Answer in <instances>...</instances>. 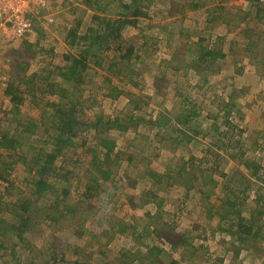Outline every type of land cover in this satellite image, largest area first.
Segmentation results:
<instances>
[{
  "label": "rangeland",
  "instance_id": "1",
  "mask_svg": "<svg viewBox=\"0 0 264 264\" xmlns=\"http://www.w3.org/2000/svg\"><path fill=\"white\" fill-rule=\"evenodd\" d=\"M221 1V5H217L218 2L214 0H146L147 16L141 18L136 26L123 30L122 38L114 45V49L121 47L122 52L133 47L136 55L141 58L133 60L136 61V69L140 74L138 82L141 87L130 85L125 78L119 77L117 68L114 70L116 76L111 81L105 80V77L111 75L108 67L116 65L119 61L115 50L104 52L101 58H93L92 61L97 66L91 65L97 70H94L95 73L89 71L85 78L87 92L94 91L95 85L100 88L97 96L99 104L94 110L97 114L104 113L107 117L115 119L119 112L129 107L134 112L136 103L139 102V110H136L135 121L129 130L124 132L111 129L108 137L115 143L116 152L121 154L124 163L128 155L133 156L134 165L130 166L129 171L145 170L165 175L162 178L164 188L158 191L159 200L162 202L161 211L153 203L142 204L146 199L136 186L142 181L140 173H136V176L130 174L128 179L125 178V187L119 191L123 197L113 213L116 219L124 221V226L129 229L124 233L116 232L112 241L107 244H111L108 249L116 256L121 250H129L132 254L131 260L134 261L132 264H262L264 244L260 240L249 241L244 245L235 243L228 232L219 230L218 218L209 221L207 217L206 208L217 205L219 199L224 196L226 182L235 184L234 178L240 175L241 178L246 176L253 187L259 185L252 180L254 168L247 169L239 165L240 161L249 160L262 166L259 170L262 172H257L256 179L259 177L264 186V18L263 21H253L251 17L238 19L235 16H238V13L254 15L256 12L250 4L253 0ZM102 3L103 6L108 5L107 0H102ZM110 11L112 12V9ZM91 15L92 13L81 4V0H50L48 7L31 16L33 31L30 35L1 44L0 65L9 83L20 85L25 92L24 102L20 107L21 113L15 116L11 112L10 98L5 93L8 86L5 90H0V120L6 129H13L17 121L36 119L45 111V103L40 100L41 92L38 90L48 84L46 80L50 77L48 72L53 67L52 63L61 65L62 56L69 50L64 44L69 31L82 22L79 32L83 35L86 27L92 24ZM214 16L219 17L218 20L222 23L230 22L229 32H226L220 23L215 26L216 29L212 27L213 23L208 18L212 19ZM246 27H250L249 30ZM243 32L250 33V36L246 37ZM223 33H228V40L222 44V53L226 58L217 62L213 69L220 71L215 75H207L206 78L211 82L204 84V73L196 72L191 66L194 65L198 48L195 42L209 34H214L212 39L216 40V35ZM214 40L213 45L217 44ZM247 45H250V51L247 50ZM253 45L258 47L252 51ZM188 46L194 48L188 51ZM173 51L178 53L181 63L189 65L183 75L185 72L190 73L192 78L178 79L169 89L156 90L154 73L158 68L168 71L174 66ZM162 61L168 62L169 66L160 68L164 64ZM169 61H172V64ZM235 68H238V72H235ZM177 77L183 76L181 74ZM161 83L166 84L165 80ZM230 86L233 88H229ZM110 87H119L127 93L118 100H110L103 97L110 91ZM176 88L181 90V93L175 92ZM50 98L58 101L56 96ZM37 102L41 105H36ZM223 104H232V112L225 109ZM184 109L189 111L188 115L195 110L199 118L186 126L173 122V117H181ZM46 110L50 114L53 113L49 109ZM49 113L46 117H50ZM85 113L93 114L90 111ZM158 113L166 114L165 116L172 120L167 123L169 126L161 130L165 133L164 141L160 143L158 140L162 139V134L158 132L155 136L158 129L149 124L150 115L155 117ZM171 126L186 130L188 136L184 137L187 141L185 153L177 144L181 137L176 136L177 133ZM85 131L76 139V149L64 152L67 156L66 169L75 171L73 182L77 181L75 176L82 175L79 167L86 166L90 159V154L86 153L89 148L82 147L81 144L86 141L90 147L93 133ZM172 139L175 140L171 142ZM149 140H152V145ZM258 140L263 144L260 151H247L245 146ZM238 142L241 144L240 148H236ZM243 144L245 145L242 146ZM24 151L28 153L27 145L24 146ZM7 155L4 151L2 161H17L13 164L9 180L15 182L16 187L27 189L25 180L31 177L24 171L23 162L18 161L17 155ZM61 162L62 159L58 164L61 165ZM148 162L150 164H147ZM167 168L175 172L170 174ZM180 170L184 175L179 179L176 172ZM147 178L146 176L144 180ZM125 179H122L121 175L116 177L117 182L123 183ZM210 179L215 184H209ZM241 185H244V190L245 184ZM73 187L75 200L72 201L77 202L82 198L83 192L77 186ZM139 187L145 191H154L158 186L150 181L144 185L140 184ZM244 195L245 193L240 194V200L244 199ZM252 196L255 199L256 194ZM16 198L13 194L3 195L1 203L4 210L0 211V218L8 222L12 219L8 217V210L10 203L17 201ZM107 198L109 200L110 196ZM84 209L68 221L69 225L64 231L54 228L53 224L50 227L47 220L40 221L36 227L29 225L26 237L28 249L25 250L21 246L8 249L2 256L6 255L9 264L10 260H14L12 263L19 260L27 262L40 252L48 253L49 250H45L48 247L46 245L55 234L60 239L74 242L76 246V242L84 246L82 241L92 240L91 236L87 234L82 239L75 240L72 238L77 231L75 227H92L98 219L93 216V220L87 222L86 218L91 216L89 213L92 212L86 211V206ZM80 216H84L85 223L87 222L85 225H81L83 219ZM31 219L34 220L32 217ZM99 231L101 230L97 232ZM11 238L12 236L5 241L16 240V237ZM91 243L96 247L98 240L93 239ZM105 243L106 240L103 241V244ZM150 249H160L163 253L155 257L150 254ZM100 250L98 246L95 253L87 257L83 264H98L105 260ZM237 251H240L238 256L235 253ZM256 251H259V254ZM1 260L0 257V264Z\"/></svg>",
  "mask_w": 264,
  "mask_h": 264
},
{
  "label": "trees",
  "instance_id": "2",
  "mask_svg": "<svg viewBox=\"0 0 264 264\" xmlns=\"http://www.w3.org/2000/svg\"><path fill=\"white\" fill-rule=\"evenodd\" d=\"M214 1L218 2L217 5H221V3H219L222 2L221 0ZM232 1L240 0H229V2ZM107 2L108 5L106 4L103 6L102 0H81V4L86 10L92 13V24L88 25L83 35H81L79 30L81 29L82 22H79L66 36L64 44L69 50L62 56L61 65L52 63L53 67L48 72L50 77L46 80L48 84L42 87L40 91L38 90V92H41L40 100L45 103V111L41 112L36 119H29L26 122L17 121L13 129H6L0 120V181L2 182V184H0V211H2V209L4 210L1 203V198L4 194H13L17 196L15 199L17 201L9 205L8 217L12 219H9L8 222L6 219L0 218V257L2 258V264H9L7 261L9 259L5 257L6 255L4 254L2 256L6 250L16 249L17 247L20 248V246L25 250L28 249L26 237L28 235L27 233H29L28 229H30L32 225L36 227L40 221L47 220L50 223H48L50 227L51 224H53L55 225L54 228L64 231V228H67V225H69L68 221L77 215L79 211L83 210L85 206L86 211L92 212L89 213V215H92L88 216L86 221L93 220V216H96L98 219L93 223L92 227H75L77 231L73 234L74 237L72 238L80 240L89 234L91 236L90 239L98 240L96 247L92 245V240L88 242L82 241L84 246L76 242V246L73 244L74 242H69L68 239H60V237L55 234L53 235V239L46 245L48 247L45 248V250H49L48 253L40 252L27 262L19 260L16 261V263H12L14 260H10V264H83L87 257L95 253L98 246L101 248L99 251L100 254L105 256V260L98 262V264H132L134 261L131 260L132 254L129 250H121V253L116 256L108 249L111 244H107L112 241L116 232L124 233L129 229L124 226V221L116 219L113 212L116 211L119 200L123 197V194L121 195L119 191L125 187L124 184L127 182L126 179H128L127 177H129L130 174L136 176V173H140L142 181L136 186L140 188V192L146 199L142 204L153 203L158 210L161 211L162 202L159 200L158 191L160 188H164L162 185V178L165 177V175L161 176L155 172H146L145 170L129 171L130 166L134 165L132 161L133 156L128 155L124 163L122 160L123 157H120L121 154L116 152L117 148L115 143L110 141V136L108 137L111 129L124 132L129 130L130 126L133 125L135 121L134 115L137 113L136 110H139V102L136 103L134 112L129 109V107L119 112L115 119H111L104 113L97 114L94 112L95 107L99 104L97 96L100 88L95 85L94 91L89 90L87 92L85 89V78L88 76V72L97 70L94 65H91L95 64L92 59L101 58L104 56V52H114V50L116 51L119 61L116 65L113 64L108 67V72L111 75L105 77V80L111 81L112 78L116 76L114 70L117 68L116 71L119 73V77L122 79L125 78L130 85L139 86L138 81L140 74L136 69V61L133 60H141V58L136 55L133 47L122 52L123 50L121 47L118 46L117 49H114V45H117L122 38L123 30L129 26H136L141 18L147 16L145 12L146 0H107ZM263 2L262 0H253L250 2L256 12L254 15L247 13L239 15L238 13V16L237 14H235V16L237 18L244 17V19H249V17H251L253 21H263ZM115 3L117 4L115 5ZM111 9L112 12L110 11ZM218 18L219 17L214 16L212 19H208L213 23L215 29V26L220 23L227 30L226 32H229L230 22L225 21L222 23ZM249 28L250 27H246L247 30H249ZM243 33L246 37L250 36V33ZM227 34L228 33H223L222 35L217 34L216 40L212 39L214 34H209L198 38L195 42L198 48L196 58L193 62L194 65L191 66L196 72L204 73V84L211 82V80L206 78L207 75H215L220 71L216 68L213 69L217 62L226 58L225 54L222 53V47H224L222 44L223 42L225 44L228 40ZM212 40L217 43L214 44L215 46L212 44ZM256 47L258 46L253 45L252 51L254 48L256 49ZM193 48L192 46H188V51ZM247 50L250 51V45H247ZM173 55V67L168 71L158 68L157 72L154 73L156 90H167L172 86V83H175V80H190L192 78L190 73L185 72L183 75V72L189 65L186 66L181 63V58L176 51H173ZM162 63L164 64H162L160 68L169 66L168 62L162 61ZM169 63L172 64V61H169ZM211 68L213 70H211ZM237 70L238 68H235V72H238ZM181 74L183 77H177V75ZM33 79H35V77H33ZM164 80L166 82L165 85L161 83L164 82ZM30 81L33 82L32 79ZM139 87H141V85ZM229 88L233 87L230 86ZM109 90L110 91L106 92L103 97L109 98L110 100H118L122 95L127 93L119 87H110ZM176 91L181 93V90L177 88L175 89V92ZM31 92L33 94L36 93L35 91ZM5 93L9 96L12 103L11 112H13L15 116L20 115V107L25 98V92L21 89V86L10 82ZM51 96L58 97V101L51 99ZM130 96L132 97L133 95L131 94ZM36 105L40 106L41 103L37 102ZM223 105L225 109L232 112L234 108L232 104ZM92 108L94 109L92 110ZM46 109L51 110L53 113L50 114ZM85 111H90L93 114L87 115ZM188 112L189 111L185 109L182 110L181 117H173V122L186 126L190 125L193 120L199 118L195 110H192L189 115ZM47 113L50 114V117H46ZM152 115H150L149 124L155 129H158L154 135L156 136L158 132H160L162 134L160 136L163 139V133H165V131L162 133L161 130L169 126L167 123L172 122V120L170 117H166V114L158 113L155 117ZM171 129L177 133L176 136L181 137L177 144L185 153L187 151V143L185 142L187 141L184 137L188 136L186 130L176 129L174 127ZM84 131L93 133L90 139V141L93 140L90 147H88L89 145H87L88 143L86 141H83L81 144L82 147L87 146V148H89L86 153L90 154V159L87 161L86 166L81 165V167H79L82 175L79 174L75 176L77 177V181L73 182V174L75 171L66 169L67 156L64 152L76 149L78 146L76 139L80 136V133ZM194 132L197 133L195 130ZM162 139L158 140L159 143L160 141H164V139ZM174 140L172 139L171 142ZM151 141L152 140H149L150 145H152ZM154 144H156V142ZM25 145H27L28 153L24 151ZM244 145L245 144L242 146ZM239 146H241L240 143L236 148ZM262 146L261 140H258L245 147H247V151L255 152L260 151ZM4 151L9 157H15V155H17L18 161L23 162L24 171L31 177L25 180L28 186L27 189L16 187L15 182L9 180L13 170V164L15 162L17 163V161L13 163L2 161V154ZM60 159H62L61 165L58 164ZM240 162L241 164H238L243 165L247 169L254 168L255 172L252 180H254L255 184L258 182L259 185L253 187L251 181L247 180L246 176L241 178L240 175L238 177L240 179L237 177L234 178L235 184H227L226 182V189L223 193L224 196L219 199L217 205L206 208L207 217L209 221L218 218L219 230L228 232L235 243L237 242L244 245L249 241L260 240L262 244H264V186L262 184L263 181L259 177L256 179L258 176L257 172H262L259 171L262 169V166L258 163L249 162V160H242ZM147 164H150V162ZM135 166H137V164H135ZM167 172L171 174L175 171L171 168H167ZM176 173L179 179L184 175V173H181V170ZM118 175H121L122 179L126 178L123 183L122 181L117 182L116 177ZM146 176L148 178L144 180ZM150 181L153 182V185L156 184L158 186L154 191H145L139 187L140 184L144 185V183ZM208 182L209 184H215L211 179ZM242 183L246 186L244 190H242L244 187V185H241ZM73 185L77 186V188L81 189L83 192L82 198L77 202L72 201L75 200L72 192V189H75ZM188 189H190V187H188ZM116 191L118 192L114 194ZM243 193H245L244 199L240 200V194ZM252 194H256L255 199H253ZM210 195L211 193H209V196ZM226 195H229V198L226 197ZM107 196H110L109 200ZM31 217L34 219L33 221H31ZM80 218L83 219L81 225H85L87 222L85 223L84 216H80ZM13 221L15 223H13ZM98 230L101 231L98 233ZM10 236H12V238L16 237V240H9V242L5 241V239H9ZM105 240L106 243L103 244ZM28 251L31 252V250ZM195 252H197L196 249ZM256 252L259 254V251ZM162 253L163 251L160 249H150V254L155 257L161 256ZM235 253L236 256H238L240 251ZM262 264H264V257H262Z\"/></svg>",
  "mask_w": 264,
  "mask_h": 264
},
{
  "label": "built area",
  "instance_id": "3",
  "mask_svg": "<svg viewBox=\"0 0 264 264\" xmlns=\"http://www.w3.org/2000/svg\"><path fill=\"white\" fill-rule=\"evenodd\" d=\"M49 3L50 0H0V48L5 41L30 35L33 31L31 16L48 7ZM8 84V77L0 65V90H5Z\"/></svg>",
  "mask_w": 264,
  "mask_h": 264
},
{
  "label": "crops",
  "instance_id": "4",
  "mask_svg": "<svg viewBox=\"0 0 264 264\" xmlns=\"http://www.w3.org/2000/svg\"><path fill=\"white\" fill-rule=\"evenodd\" d=\"M223 26V25H222ZM213 27V26H212Z\"/></svg>",
  "mask_w": 264,
  "mask_h": 264
}]
</instances>
